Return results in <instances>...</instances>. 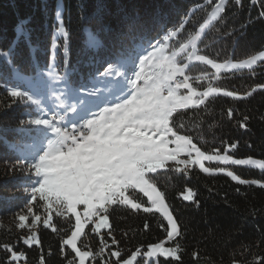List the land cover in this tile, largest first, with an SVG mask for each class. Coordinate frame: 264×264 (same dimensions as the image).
Instances as JSON below:
<instances>
[{
    "label": "trees",
    "instance_id": "1",
    "mask_svg": "<svg viewBox=\"0 0 264 264\" xmlns=\"http://www.w3.org/2000/svg\"><path fill=\"white\" fill-rule=\"evenodd\" d=\"M58 2L0 0V52L9 53L0 57V221L8 223L29 210L39 212L41 217L36 230L39 243L22 242L16 246L12 249L19 257L15 261L6 248L9 244H3L0 264H40L41 259L44 264H67L74 254L67 246L61 250L62 241L75 223L71 215H57L39 193L32 198L31 188L38 187L39 179L33 175L34 161L29 155L32 149L27 146H39L48 130L29 121L47 118L53 106L48 103L45 90L36 97L41 99L39 108L13 100L8 94L10 87L29 89L27 84L13 78L4 61L10 60L28 79H33L35 72L36 77L54 83L48 76L54 70L67 75L73 88H87L98 86L93 77L121 48L113 35L106 34L96 0H61L62 26L68 36H60L55 45ZM107 6L111 12L105 15L104 22L111 19L116 23L124 14L152 20L154 27L149 39L153 45L180 27L183 30L178 41L187 42L197 35L211 10L207 0H107ZM261 12H264V0L255 3L241 0L239 6L235 0H226L221 19L205 28L198 52L219 62L230 59L242 62L264 52ZM123 47H131V41L124 40ZM65 58L69 60L66 69ZM201 65L189 67L188 74L210 71ZM211 85L234 92L238 98L213 96L205 105L178 110L173 120L180 134L191 136L206 152L224 151L235 144L234 157L264 159V66L223 75ZM107 93L110 91L105 90L104 94ZM174 167V163H168L165 169L151 174L181 233L175 241L167 243L169 246L179 243L180 259L159 258V264H264V188L254 183L240 185L226 175L207 174L193 166H188L186 174L176 172ZM238 175L247 181L264 183V172L239 168ZM189 189L195 193L192 202L182 197ZM135 195L148 207L145 196L137 192ZM107 215L108 233L117 241L122 258L134 252L144 257L149 247L167 239L166 224L154 210L145 212L143 208L136 210L116 204L109 206ZM46 219L48 227L44 226ZM87 238L93 240L96 236L88 230Z\"/></svg>",
    "mask_w": 264,
    "mask_h": 264
},
{
    "label": "snow or ice",
    "instance_id": "2",
    "mask_svg": "<svg viewBox=\"0 0 264 264\" xmlns=\"http://www.w3.org/2000/svg\"><path fill=\"white\" fill-rule=\"evenodd\" d=\"M209 2L211 3V0ZM252 2L255 3L256 0ZM235 4L241 5V0H235ZM96 5L106 34L113 35L115 41L121 44V48L93 77L99 82L96 87L73 88L68 82L67 75L50 71L48 75L51 80L55 84L63 85L54 96L57 109H62L63 112L56 111L51 119L36 118L29 121L30 124L44 126L52 133V138H48L45 133L46 145L41 142L39 146H27L32 149L29 154L34 161L32 168L35 169V176L39 178L36 181L38 187L31 188L32 198L35 199V194L39 193L41 199L46 200L57 215H63L66 210L76 217L75 230L62 241V251L63 246H68L71 253H75L74 257L67 259V264H76L77 258L79 264H85V259L93 256L91 251L77 247V239L85 225L90 222L95 224L92 229L94 232L108 225L107 213L110 205H129L136 210L143 208L145 212H152L155 209L156 212L162 213L167 221L168 239L175 241L181 235L177 220L165 206L164 194L157 190L153 176L149 175L157 173L158 169H165L169 160L175 162L176 172L185 174L190 164L199 165L202 172L210 173L212 170L204 167L201 160L249 165L264 170V161L233 159L227 154L220 155L218 150L215 155L205 154L192 142L191 136L180 134L173 120L178 110L205 105L207 98L220 91L211 86L202 92L194 88L190 82L191 77L185 72L188 64L181 63L178 56L183 54L187 61L195 59L211 65L218 73L222 68L228 71L252 69L258 61L264 62V52L240 63L219 64L205 55L198 54L196 41L200 39V35L197 34L187 43L181 44L177 51L168 54L167 42L177 36V30L168 32L163 37V44L157 41L153 45L149 39V32L154 27L152 20L124 14L116 23L111 19L104 22L105 15L111 12L107 0H96ZM225 7L226 0H219L215 4L211 15L201 27V32L212 21L221 19ZM260 15L264 16V12ZM56 18L57 21L62 20L60 4L57 7ZM25 22L27 21L21 23ZM19 34L18 32V36ZM59 35L65 38L68 36L62 23ZM124 40H130L131 47H123ZM11 51L13 49H10ZM8 55L9 53L0 52V57ZM4 62L8 63L13 78L27 84L29 89L10 87L9 96L15 101H23L39 108L41 99L36 97L45 89H51L53 83L42 76L36 77L35 72L33 79H28L19 73L18 68L11 64L10 60ZM68 64L69 60L65 58L63 61L65 69ZM105 90L112 92L117 99L105 96ZM251 94L248 93L249 96ZM223 95L238 98L231 91H224ZM69 113L75 114L82 121L78 127L72 121L74 127L71 133L62 127ZM228 115L231 118V109ZM240 126L245 127L244 124ZM180 127L182 128L183 124ZM170 144L174 145L171 150ZM235 147V144L229 145L230 149ZM181 154H185L188 159L183 161L177 159ZM181 164L184 165L183 168L180 167ZM220 171L240 185L256 183L240 179L232 171L223 169ZM260 187L264 188V184ZM137 191L148 198L150 206L144 207L137 200L135 195ZM49 195L55 199H49ZM194 196L195 193L189 189L183 199L191 201ZM78 205L84 206L82 214L77 211ZM93 217L99 222L96 223ZM19 219L24 221L26 217L20 216ZM35 219L39 220V217ZM44 226H49L48 219L44 221ZM20 227H24L23 223ZM147 227L145 224V228ZM52 230L56 231L54 227ZM33 241L39 243L35 235L25 239L24 243L30 245ZM112 243H117L115 238L112 239ZM105 246L106 241L101 237L100 252H103ZM6 248L12 253L13 261L19 258L10 247ZM179 251L178 242L173 247H165L163 243H158L149 247L147 256L179 260ZM110 255L119 257L120 253L114 251ZM136 259L137 254L133 253L124 264H133ZM40 264H44L43 259Z\"/></svg>",
    "mask_w": 264,
    "mask_h": 264
},
{
    "label": "rangeland",
    "instance_id": "3",
    "mask_svg": "<svg viewBox=\"0 0 264 264\" xmlns=\"http://www.w3.org/2000/svg\"><path fill=\"white\" fill-rule=\"evenodd\" d=\"M218 2H219V0H211V3H210L209 0H207V3L211 6L210 15H211L214 7H215V4L218 3ZM58 4H60V10L62 11L61 0H59ZM58 22H59V27H60L61 26V23H62V20L61 21H58ZM182 30H183V27H180V29L177 30V36L176 37H173L170 41L167 42V53L168 54H171L172 51H177L179 49L180 45L183 44V43H179V41H178L179 35L181 34ZM58 31H59V29H57L55 31V33H54V43H55V45H57L58 38L61 36V35H59V32ZM204 31H205V28H204L203 32H201V28L199 29V31H198L197 34L200 35V39L202 38ZM200 39L196 41L197 51H198V43H199ZM187 42H184V43H187ZM163 43H164V41L161 42V44H163ZM260 53H258L256 55H259ZM198 54H200V53L198 52ZM200 55H202V54H200ZM208 59H210V58H208ZM178 60H180L181 63H187L188 64V67L185 69V72L188 70L189 67H191L193 65H196V64H203V65L207 66L210 69V71H208V73H206V74H201V75L200 74H196V75H189V74H187L189 77H191V81L190 82L192 83L193 87L194 86H197V87L202 88V89H197L198 91H201V92L204 91V90H206L209 86L213 87L211 85L212 82L218 80L223 75L230 74V73H233V72H243L245 70L251 71V70H254V69L259 68L260 66H264V62L258 61L257 64L254 65L252 69L245 68V69H233L231 71H228V70H225V69L222 68L217 73V71L215 69H213L211 67V65L204 64V63H202L200 61H197L195 59H193L192 61H187L184 58V55L183 54H181L180 56H178ZM213 61L216 62V63H219V64H225V63H229V64L240 63V62L234 61L232 59L227 60V61H224V62H219V61H215V60H213ZM203 65H201V66H203ZM53 85L54 86L51 89H45V91H46V94L49 97L48 103L51 106H53L54 108L57 109L56 101L54 99V96H55L56 93H58L60 91V88L63 85L62 84L55 85L54 83H53ZM213 88H215V87H213ZM182 91H184V90H182ZM223 92H224V90H220L214 96H223ZM104 95L107 96V97H109L110 99H117V97H115L112 94V92L107 93V94H104ZM212 97L207 98L206 101H205V103L210 98H212ZM59 110H62V109H59ZM94 111H99V109H94ZM192 142H193V140H192ZM196 147L200 148L198 145H196ZM172 148H174V145H171L170 144L169 145V149L171 150ZM200 150L202 152H205V154H211V155H215L216 154V152L215 153H210V152L203 151L201 148H200ZM218 152H219L220 155L227 154V155L231 156L233 159H255V160L264 161V159H257V158H253V157L236 158L233 155V148L230 149L229 146L224 151H218ZM177 159L183 161V160H187L188 157L185 154H181L180 156L177 157ZM193 159H195V153L194 152H193ZM168 163H174L175 164V162L174 161H171V160H169L167 162V164ZM201 163L203 164L204 167L209 168V169L212 170L210 173H207V174H223L224 175V172L223 171H220V169H223V170H226V171H232L240 179H243V178H241L238 175V169L239 168L253 169V170L260 171V172H264V170H261L259 168L253 167V166H249V165L224 164V163L219 162V161H216V160H213V161L201 160ZM190 166L197 167L200 170V166L199 165L190 164L189 167ZM180 167L183 168L184 165L181 164ZM161 170H163V169H158L157 171H161ZM33 175H35V169L33 171ZM149 175H151V174H149ZM254 184L260 186L261 184H264V183L259 182V181H256V183H254ZM157 190L160 191V189L158 187H157ZM137 193L138 194H141L142 196H144L143 193H139L138 191H137ZM184 195H187V190L183 193L182 197ZM49 197H51L52 199H55L54 196L49 195ZM186 201L187 202H192L193 200H191V201L186 200ZM165 206L171 212V210H170V208H169L166 200H165ZM53 210L55 212V209H53ZM83 210H84V206L83 205H78L77 206V211L80 212L81 214L83 213ZM153 210L155 211V209H153ZM49 213H51V211ZM157 213L160 215V217L163 219L164 223L167 225V221L164 219L163 214L160 213V212H157ZM63 215H71L74 218V222H76V217H75L74 214L69 213L66 210H64ZM20 216H25L26 219L24 221H21L19 219ZM37 216L39 217V220H36L35 219V217H37ZM40 218L41 217L39 215V212L38 213H33L32 210H29V211H26L23 214H20V215H18L16 217L12 218V221H10L8 223L3 224L0 221V246H2L3 244H9L8 247H10L11 249H15L16 246H18L19 244H21L22 242H24L25 239H27V238H29L30 236H33V235H35L36 240H38L36 230H37V227H38L39 223L41 222V219ZM93 220H95L96 223L99 222L98 219H96L95 217H93ZM82 222H83V218H82ZM21 223H23L24 227H20ZM74 225H75V223H74ZM94 227H95V224L94 223H91L90 222V223L86 224L85 227H84V229H83V232H82L81 236L77 239V247L78 248H81L82 250L91 251L93 253V256L87 257L85 259V264H117V261H119V264H124V261L125 260L130 259V257L132 256V254L129 255V256H127V257H123L122 258V255H121L120 251L116 247L117 246V243H115V244L112 243V239L113 238L108 233V231H109V220H108V225L101 227L100 229H98L95 232L92 231V229ZM73 230H75L74 227H73ZM88 230H90L91 234L94 235V236H96V238H94L93 240H89L87 238V232H88ZM70 235H71V233L67 236V238ZM101 237L104 238V240L106 241V245H107V246L104 247L103 252H100V248H101ZM33 242L36 243L35 241H33ZM169 242L172 243L173 240H169L168 237H167L166 240H163L160 243H163V245L165 247H173V246L167 245V243H169ZM68 248L71 251V248L70 247H68ZM114 251H119L120 256L119 257L111 256L110 253L111 252H114ZM97 253H99V255H96ZM134 253H136V252H134ZM73 254L75 256V253H73ZM136 254H137V259L135 261H133V264H150L152 261H154L155 264H159V258H164V257H159V256L149 257V256H147V254L143 257L139 253H136ZM143 258H145V260H143L142 262H140V259H143ZM76 264H79V259L78 258L76 259Z\"/></svg>",
    "mask_w": 264,
    "mask_h": 264
},
{
    "label": "bare ground",
    "instance_id": "4",
    "mask_svg": "<svg viewBox=\"0 0 264 264\" xmlns=\"http://www.w3.org/2000/svg\"><path fill=\"white\" fill-rule=\"evenodd\" d=\"M55 113V111H52V112H50L49 114H48V117H49V119H51L52 118V116H53V114ZM72 121V118H70L69 117V115H68V117L66 118V120L63 122V124H62V127H64L65 129H73V126L71 125V126H69V125H66V123H69V122H71ZM65 124V125H64ZM81 124V123H80ZM148 206H150L149 205V203H148ZM166 240V239H165ZM147 254V253H146ZM145 254V255H146Z\"/></svg>",
    "mask_w": 264,
    "mask_h": 264
},
{
    "label": "built area",
    "instance_id": "5",
    "mask_svg": "<svg viewBox=\"0 0 264 264\" xmlns=\"http://www.w3.org/2000/svg\"><path fill=\"white\" fill-rule=\"evenodd\" d=\"M65 130L68 131L69 133H71L73 131V129H65Z\"/></svg>",
    "mask_w": 264,
    "mask_h": 264
}]
</instances>
